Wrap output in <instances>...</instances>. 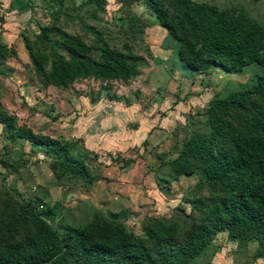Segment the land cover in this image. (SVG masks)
I'll return each mask as SVG.
<instances>
[{"label": "rangeland", "instance_id": "374dc122", "mask_svg": "<svg viewBox=\"0 0 264 264\" xmlns=\"http://www.w3.org/2000/svg\"><path fill=\"white\" fill-rule=\"evenodd\" d=\"M26 1V13L11 18L14 29L9 35L22 44L21 74L1 88L0 100L16 127L69 145L88 167L90 178L56 176L42 147L21 138L7 139L0 143V194L6 192L10 202L35 200L58 232L82 226L94 214H113L148 241L153 218L173 223L180 238L198 219L192 202L212 193L205 187L194 189L197 173L174 177L168 162L191 130H204L208 100L242 87L252 74L264 72V66L248 65L230 73L212 66L193 72L177 58L175 42L138 2L104 0L95 7L84 0H62L55 23L91 45L94 58L97 39L87 26L109 46L118 50L127 46L143 61L127 80L86 77L64 88L42 87L23 41L35 42L39 27L52 22L57 2ZM195 1L241 9L264 22V0ZM186 264H264V255H257L254 241L236 242L219 231Z\"/></svg>", "mask_w": 264, "mask_h": 264}, {"label": "trees", "instance_id": "16d2710c", "mask_svg": "<svg viewBox=\"0 0 264 264\" xmlns=\"http://www.w3.org/2000/svg\"><path fill=\"white\" fill-rule=\"evenodd\" d=\"M141 4L176 44V56L200 72L218 67L236 72L264 66V22L241 9L218 8L207 1L128 0ZM39 27L35 42L23 41L32 71L42 87L64 88L76 79L127 80L143 58L129 47L108 45L91 26L98 58L91 45L59 27L55 20ZM100 7L104 0H84ZM82 4V3H81ZM93 14V13H92ZM204 130L193 129L168 162L174 177L198 174L194 189L212 193L192 202L198 219L178 238L173 223L151 219V239L135 235L113 214H94L82 226L56 231L35 200L10 202L0 194V264H186L197 257L219 231L230 240L256 243L264 255V72L254 73L240 88L211 97L203 111ZM0 123L8 140L21 138L42 147L58 176L88 181L86 164L60 140L15 126L0 107ZM2 163L3 161L0 160Z\"/></svg>", "mask_w": 264, "mask_h": 264}, {"label": "crops", "instance_id": "0c3cea01", "mask_svg": "<svg viewBox=\"0 0 264 264\" xmlns=\"http://www.w3.org/2000/svg\"><path fill=\"white\" fill-rule=\"evenodd\" d=\"M28 8L26 0H0V95L3 86H9L16 78L20 77V66L23 63V56L19 50L21 42L9 39L12 27L11 18L20 19ZM12 48V50H11ZM0 107L7 112V108ZM7 140L0 123V143Z\"/></svg>", "mask_w": 264, "mask_h": 264}]
</instances>
